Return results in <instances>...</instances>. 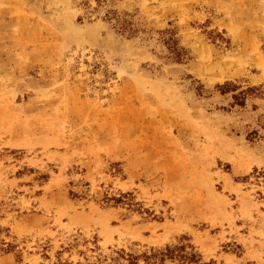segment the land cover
Returning <instances> with one entry per match:
<instances>
[{"label":"rangeland","instance_id":"374dc122","mask_svg":"<svg viewBox=\"0 0 264 264\" xmlns=\"http://www.w3.org/2000/svg\"><path fill=\"white\" fill-rule=\"evenodd\" d=\"M0 264H264V0H0Z\"/></svg>","mask_w":264,"mask_h":264},{"label":"trees","instance_id":"16d2710c","mask_svg":"<svg viewBox=\"0 0 264 264\" xmlns=\"http://www.w3.org/2000/svg\"><path fill=\"white\" fill-rule=\"evenodd\" d=\"M172 253H173V251L168 249V253H166V255H169V254H172Z\"/></svg>","mask_w":264,"mask_h":264}]
</instances>
